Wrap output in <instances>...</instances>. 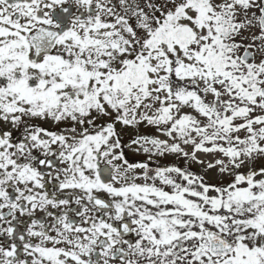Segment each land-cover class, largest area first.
I'll use <instances>...</instances> for the list:
<instances>
[{
  "label": "snow or ice",
  "instance_id": "obj_1",
  "mask_svg": "<svg viewBox=\"0 0 264 264\" xmlns=\"http://www.w3.org/2000/svg\"><path fill=\"white\" fill-rule=\"evenodd\" d=\"M0 264H264V0H0Z\"/></svg>",
  "mask_w": 264,
  "mask_h": 264
},
{
  "label": "rangeland",
  "instance_id": "obj_2",
  "mask_svg": "<svg viewBox=\"0 0 264 264\" xmlns=\"http://www.w3.org/2000/svg\"><path fill=\"white\" fill-rule=\"evenodd\" d=\"M134 133L132 131H129L128 133L124 134L122 136V142H124L125 144H129L130 143V137L133 136ZM125 151L126 152H129V150L127 148H125ZM128 159L131 161L133 159H137V160H146L147 158L142 156V155H137V156H133L130 152L128 154ZM159 163H162V164H171L173 162L175 163H178V164H181L182 166V161H179L176 159V157L174 156H169L167 159L165 158H160ZM198 170V169H197Z\"/></svg>",
  "mask_w": 264,
  "mask_h": 264
},
{
  "label": "flooded vegetation",
  "instance_id": "obj_3",
  "mask_svg": "<svg viewBox=\"0 0 264 264\" xmlns=\"http://www.w3.org/2000/svg\"><path fill=\"white\" fill-rule=\"evenodd\" d=\"M178 164V163H177Z\"/></svg>",
  "mask_w": 264,
  "mask_h": 264
}]
</instances>
